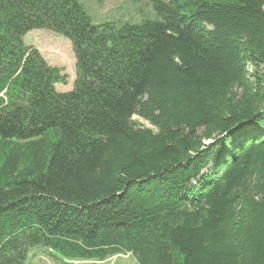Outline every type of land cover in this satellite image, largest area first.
<instances>
[{
  "label": "trees",
  "instance_id": "trees-1",
  "mask_svg": "<svg viewBox=\"0 0 264 264\" xmlns=\"http://www.w3.org/2000/svg\"><path fill=\"white\" fill-rule=\"evenodd\" d=\"M147 2L0 0V264H264V0ZM32 30L70 41L71 92Z\"/></svg>",
  "mask_w": 264,
  "mask_h": 264
},
{
  "label": "rangeland",
  "instance_id": "rangeland-1",
  "mask_svg": "<svg viewBox=\"0 0 264 264\" xmlns=\"http://www.w3.org/2000/svg\"><path fill=\"white\" fill-rule=\"evenodd\" d=\"M95 24L103 22L139 23L151 17L147 0H80ZM23 44L36 49L46 64L59 68L66 75L64 85H55L57 93L72 91L75 81L74 56L70 43L60 35L46 30H32L23 37ZM42 249H32L25 264H60ZM55 258V255L50 252ZM89 264V263H88ZM97 264H137L130 256H117Z\"/></svg>",
  "mask_w": 264,
  "mask_h": 264
}]
</instances>
